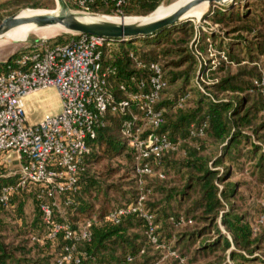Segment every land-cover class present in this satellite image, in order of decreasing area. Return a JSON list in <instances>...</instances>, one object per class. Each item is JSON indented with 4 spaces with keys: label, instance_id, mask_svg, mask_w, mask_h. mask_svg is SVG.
Segmentation results:
<instances>
[{
    "label": "trees",
    "instance_id": "trees-1",
    "mask_svg": "<svg viewBox=\"0 0 264 264\" xmlns=\"http://www.w3.org/2000/svg\"><path fill=\"white\" fill-rule=\"evenodd\" d=\"M49 1L0 0V25L5 18L2 12L10 7L39 9L48 6ZM161 3L162 0H131L120 12L127 18L148 17ZM227 10L225 13V9H217L204 20L214 25H222L226 21L243 22L244 26L237 30L251 34L256 32V22L248 14H241L239 7ZM90 11L95 14L119 15L114 4H106L102 0L94 2ZM71 38H57L48 43L65 44ZM241 38L238 37L233 43L217 45L218 38L212 30H205L189 22L138 41L114 42L105 48L103 65L116 69V75L110 77L109 89L118 99L131 101L130 110L139 119L135 123L137 126L145 125V111L142 110V102L133 101L130 96L150 91L151 72L143 66L152 63L160 66L166 87L153 108L162 112L163 123L156 128L145 126L142 136H166L175 145V150L163 153L157 161H149L152 174L143 177L140 189L135 172V153L121 135L122 124L130 120L131 115H106L105 126L98 130L92 143V154L80 174L79 189L70 196L72 204L65 207L69 218L57 221L55 211L54 220L68 223L74 230L91 222V240L81 241L75 246L74 255L79 262L73 259L66 264H153L154 260L146 257V248L147 245L154 246L147 238V225L139 214L125 216L118 224L107 219L109 212L135 204L141 191L146 196L144 210L153 216L159 242L169 246L175 240L172 249L178 252L179 258L175 264L183 259H188L191 264H264V255L261 253L264 251V223H258L264 214V205H252L243 211L242 207L247 206L249 200L240 192L242 184L229 182L235 175L234 169L240 174L244 172L245 164L253 163L251 175L260 186H264V147L259 148L252 142L253 135L245 132L253 128L257 112L264 111V102L247 107L249 96L246 99H234L225 95L255 93L264 88L263 78L254 69H242L237 75L221 79L213 77L227 66L245 61L235 54L234 49L245 52L246 60L250 63H255L259 54H264L261 43H249ZM137 42L144 47L137 46ZM149 46L152 49L144 52V48ZM213 52H216L219 60L216 64L212 63L214 65H205V56ZM107 56L112 59L107 60ZM4 69L5 65L1 66L0 73ZM167 70L173 72L166 73ZM178 81H182L180 88L169 97L168 89ZM193 98H196L195 107H191ZM258 132L259 128L252 129L253 134ZM242 146L248 149L247 154ZM208 147H215L217 153L213 157L203 153ZM180 151L184 157L174 158ZM125 154L134 175L135 190L123 196L126 204L112 207L109 196L112 187L104 184L105 175L94 173V165ZM151 178L157 182L149 184L148 179ZM8 182L0 179V187ZM29 194L33 193L23 191L13 196L8 207L0 204V213L11 211L21 218ZM34 199L39 211L36 222L49 230L43 222L35 195ZM99 199L106 203L95 209L94 203L99 202ZM192 223H195V227L189 229ZM182 224L186 225L183 232L174 233ZM135 230L142 235L133 233ZM32 237L35 236H31V240ZM46 240L47 245L61 240L62 251L66 245L71 244L63 235L54 240L46 237ZM34 241L39 242V239ZM17 252L27 253L30 250L25 246L13 247L0 239V264H49L47 260L31 263L27 259H19Z\"/></svg>",
    "mask_w": 264,
    "mask_h": 264
},
{
    "label": "built area",
    "instance_id": "built-area-1",
    "mask_svg": "<svg viewBox=\"0 0 264 264\" xmlns=\"http://www.w3.org/2000/svg\"><path fill=\"white\" fill-rule=\"evenodd\" d=\"M96 1L65 0L67 5L88 14H93L90 8ZM102 1L114 4L117 16L124 17L121 8L131 0ZM71 37L65 44H49L50 40L44 39L26 45L15 59L5 62L0 73V179L9 181L0 187V204L8 207L12 197L23 191L36 196L43 222L49 228L47 238L54 240L63 235L71 243L64 247L54 264H66L73 259L78 263L74 255L76 244L91 240L90 221L74 230L68 223L56 222L54 218L55 211L61 213L72 204L70 196L79 189L80 174L92 154L98 130L105 126L106 115H131L130 120L123 122L121 135L135 153L140 189L143 177L152 174L149 161H157L163 153L175 150L166 136H142L145 126L156 128L163 123L162 112L153 108L166 87L160 66L144 65L151 72L150 91L130 96L131 100L142 102L145 111V125L137 126L139 119L130 110L131 101L118 99L109 89L110 77L116 75V69L103 65V52L115 41L94 35ZM47 88L57 89L62 112L30 126L24 99ZM199 131L202 134V129ZM145 198L141 191L135 204L109 212L107 219L118 224L125 216L139 214L146 222L151 245L165 251L167 246L155 234L153 216L144 210ZM258 223H264V214ZM169 254L178 258L174 251Z\"/></svg>",
    "mask_w": 264,
    "mask_h": 264
},
{
    "label": "rangeland",
    "instance_id": "rangeland-1",
    "mask_svg": "<svg viewBox=\"0 0 264 264\" xmlns=\"http://www.w3.org/2000/svg\"><path fill=\"white\" fill-rule=\"evenodd\" d=\"M184 0H162L159 8L152 14L155 15L162 8H176L181 2ZM70 10L74 12H80L76 7L71 4H68ZM235 7H239V12L241 14H248L251 19H253L256 24L254 25L256 28L255 33L245 32V30H237L244 26V23H227V21L222 25H214L211 22L205 21V17L216 11L217 9H225V13L228 11L227 9H233ZM29 8H14L10 7L6 9L3 13L4 17H10L14 14L19 13L20 11L26 10ZM57 9L56 0L49 1L48 6L39 8L36 10H47L53 11ZM103 16L104 14H98ZM151 15V16H152ZM111 18H121L117 15H104ZM134 17V16H133ZM130 17V19H133ZM4 18V19H5ZM127 18V17H125ZM144 18V17H138ZM192 22L196 24L198 27H204L205 30H212L217 35V45L218 43H233L235 39L238 37H242L241 39H245L247 42H259L264 48V0H232L231 2L222 5V4H211L210 7L206 10V12L200 18H194L189 21H184L178 25H182L183 23ZM251 23V22H250ZM176 25V26H178ZM246 25V24H245ZM253 25V23H252ZM239 31V32H238ZM55 37L51 38L50 41L55 40L57 38H63L64 40L67 37H71L70 35H64L62 33L58 35H54ZM46 38H42L36 35H30L25 42H10L6 44L0 45V70L2 63L7 62L10 57L19 53L26 45H29L35 41L42 40ZM140 39V38H139ZM63 40V41H64ZM138 41V39L136 40ZM138 43V42H137ZM206 43H208L206 41ZM137 46L143 44H136ZM144 47V46H143ZM152 49L144 48V52ZM235 54L242 60V63L234 66H227L224 68L223 72L217 73L213 77L216 78H224L227 76L237 75L238 72L242 69H246L247 71L256 70L258 74L263 78L262 82H264V54L258 55L255 63H250L246 60L245 52L238 51L234 49ZM110 56H107V60H111ZM170 60V59H168ZM219 60L216 52L210 53L208 56H205V65H214L212 63H217ZM173 72V70H167L166 73ZM182 81H178L175 85L170 86L168 89L167 95L173 94L174 91L180 88ZM263 86V84H262ZM230 98L239 99V98H247L249 96V103L247 107L253 106L255 103L264 102V88L258 90L255 93H233V94H225ZM192 106L196 105L194 102L196 98H193ZM166 100V99H165ZM24 108H25V116L28 124L30 126L36 125L43 121L47 117L56 116L61 114L62 112V100L58 94L56 88H47L39 90L31 95L27 96L24 99ZM253 128H259V132L257 134L252 133L253 128H249L245 130L246 133L253 135V140L259 148L264 147V111H259L256 114V120L253 123ZM194 141H192V144ZM244 153L247 154L248 149H245V146H242ZM251 146H249V150H251ZM207 157H213L217 151L215 147H208L203 152ZM15 158V155L12 156ZM126 154L122 157H117L110 160L102 161L99 165H94V173L98 172L99 174L105 175L106 180L104 181L105 185L111 186V191L109 193L110 200L112 202V207H117L119 204H126L124 201V195L127 193H133L135 190L134 183V175L131 172V165L129 161L125 158ZM184 157L183 152H179L174 155V158L182 159ZM254 164L249 163L243 166L244 172L237 173V170L234 169L235 175L229 180L231 183H241L240 192L243 193L244 197L248 198L249 202L247 206H243L242 210L247 211L248 208L252 205L255 207L263 204L264 205V186H260L257 183V180L254 176L251 175V171L253 170ZM233 170V169H232ZM112 172V174H111ZM110 173V175H109ZM157 182L156 179L151 178L148 179L149 184H155ZM160 199V198H156ZM99 202L94 203L95 209H99L100 206H103L106 201L103 199H99ZM111 204V203H110ZM39 215V211L36 208V202L33 194H29L26 196V201L24 203V208L22 210L21 218L12 213L11 211H4L0 213V239L6 244L13 245V247L25 246L30 252L27 253H16L17 258L19 259H27L31 263H35L38 260H47L49 264H53L55 260L62 253L61 240L56 241L50 244H46L48 229L45 228L40 222H36V216ZM56 220L59 221L63 218H69L68 211L62 209L61 213H56ZM188 226V225H187ZM185 224H182L181 227L177 228L174 233L183 232ZM195 223L189 224L188 228H194ZM224 231V230H223ZM133 233L141 234L138 230L133 231ZM31 236H35L39 239V242H35L31 240ZM175 240L167 246L169 251H173L172 246ZM162 251L161 249H157L156 247H152L147 245L146 248V257L152 258L153 264H175L179 258H176L169 254V251ZM264 255V251L261 252ZM178 255V252H176ZM139 260V259H138ZM179 264H191L188 259L180 262ZM195 264H202L201 262ZM230 264H234L230 262Z\"/></svg>",
    "mask_w": 264,
    "mask_h": 264
},
{
    "label": "water",
    "instance_id": "water-1",
    "mask_svg": "<svg viewBox=\"0 0 264 264\" xmlns=\"http://www.w3.org/2000/svg\"><path fill=\"white\" fill-rule=\"evenodd\" d=\"M56 2L57 9L53 11L43 10L44 12H38L30 16H23L21 15L22 11H20L17 14L5 18L0 25V35L8 28L32 24L39 29L56 28L64 35H94L115 42L134 41L169 29L184 21L191 20L185 19V16L191 9L201 3V0H185L172 13L162 18L133 23H126L125 21L112 22L100 18L106 17L104 15L74 12L70 10L65 0H56ZM209 3L227 4L223 0H209ZM26 10L36 9L29 8ZM121 18L124 19L125 17ZM53 37L46 38L45 40H50ZM4 65L5 63H2V66Z\"/></svg>",
    "mask_w": 264,
    "mask_h": 264
},
{
    "label": "bare ground",
    "instance_id": "bare-ground-1",
    "mask_svg": "<svg viewBox=\"0 0 264 264\" xmlns=\"http://www.w3.org/2000/svg\"><path fill=\"white\" fill-rule=\"evenodd\" d=\"M185 1V0H184ZM183 2H181L176 8H166L162 7L157 14L150 15L148 17L144 18H111V17H100L104 20L112 21V22H120L125 21L126 23H133V22H143V21H152L159 18H162L170 13H172L175 9H177L180 5H182ZM231 0H223L225 3H229ZM211 3H209V0H201V3H199L197 6H195L193 9H191L187 15L185 16V19H194V18H200L206 10L210 7ZM38 12H44L43 10H24L21 12V15L23 16H30ZM60 33L56 28H45V29H39L36 26L32 24H24L16 27H11L5 30L0 35V45L10 43V42H25L30 35H36L42 38H49L51 36L57 35ZM44 40V39H42ZM38 40V41H42ZM36 42V41H35ZM34 43V42H33ZM32 44V43H31Z\"/></svg>",
    "mask_w": 264,
    "mask_h": 264
}]
</instances>
